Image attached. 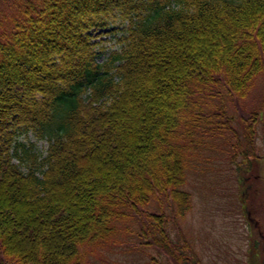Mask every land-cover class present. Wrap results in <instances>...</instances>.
Returning a JSON list of instances; mask_svg holds the SVG:
<instances>
[{
	"label": "trees",
	"instance_id": "16d2710c",
	"mask_svg": "<svg viewBox=\"0 0 264 264\" xmlns=\"http://www.w3.org/2000/svg\"><path fill=\"white\" fill-rule=\"evenodd\" d=\"M14 4L0 31V264H89L97 245L129 243L130 218L141 238L128 247L162 256L145 264H202L172 234L192 205L186 158L226 127L206 98L243 97L264 71V0ZM116 18L121 46L99 60L92 31ZM20 129L47 139L46 154ZM252 151L232 155L244 195L263 178Z\"/></svg>",
	"mask_w": 264,
	"mask_h": 264
},
{
	"label": "rangeland",
	"instance_id": "374dc122",
	"mask_svg": "<svg viewBox=\"0 0 264 264\" xmlns=\"http://www.w3.org/2000/svg\"><path fill=\"white\" fill-rule=\"evenodd\" d=\"M14 2L0 0V31L10 26V17L15 13ZM122 26L116 18L107 26L93 29L99 60L121 46ZM206 100L211 106L207 109L215 115L214 119L227 120L226 127L215 141L218 144L216 148L209 147L204 139V143L200 139L199 145L195 144L197 141L190 144L182 188L191 193L192 205L183 217L174 221L176 224L172 223V228L177 229H173L172 234L184 236L200 256L202 264H263L264 71L255 75L245 96L221 90ZM222 119L219 120L221 124L224 122ZM19 138L39 156L46 154L48 140L39 138L33 130L20 129ZM249 149H254L255 155L252 171L262 174L263 178L253 181V190L257 193L244 195L238 180L239 174L247 172L243 164H239L243 153H237L233 159L232 155L235 150L247 152ZM14 160L18 162L17 158ZM31 162L32 159L26 157L21 166ZM126 224L132 229L121 233V237L129 243L125 247L112 243L97 245L89 264H145L153 254L162 257L152 247H128L140 240L141 236L133 230L141 229V221L130 218Z\"/></svg>",
	"mask_w": 264,
	"mask_h": 264
}]
</instances>
